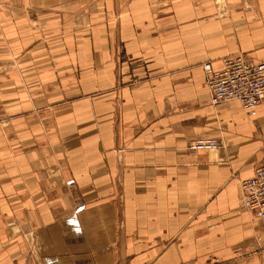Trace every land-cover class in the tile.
Instances as JSON below:
<instances>
[{"label":"crops","instance_id":"crops-1","mask_svg":"<svg viewBox=\"0 0 264 264\" xmlns=\"http://www.w3.org/2000/svg\"><path fill=\"white\" fill-rule=\"evenodd\" d=\"M236 54L264 62V0H0V264H264V99L203 69Z\"/></svg>","mask_w":264,"mask_h":264},{"label":"built area","instance_id":"built-area-1","mask_svg":"<svg viewBox=\"0 0 264 264\" xmlns=\"http://www.w3.org/2000/svg\"><path fill=\"white\" fill-rule=\"evenodd\" d=\"M210 100L220 102L238 101L252 116L257 115L264 99V62L255 61L243 54L226 56L222 67L214 68L212 62L203 63ZM223 142L217 136H199L189 143L191 150L217 152ZM243 204L254 211L264 227V163L251 177L241 179Z\"/></svg>","mask_w":264,"mask_h":264},{"label":"rangeland","instance_id":"rangeland-1","mask_svg":"<svg viewBox=\"0 0 264 264\" xmlns=\"http://www.w3.org/2000/svg\"><path fill=\"white\" fill-rule=\"evenodd\" d=\"M116 19H118V18H116ZM149 24L151 23V25H150V27L151 28H154V29H157V28H160L161 27V25L160 24H158V23H160L161 21H157V20H155V21H147ZM111 23L113 24V25H115L117 28L118 27H120L121 26V21L120 20H117V21H111ZM153 23V24H152ZM118 43L119 41H118V37H112V43Z\"/></svg>","mask_w":264,"mask_h":264}]
</instances>
